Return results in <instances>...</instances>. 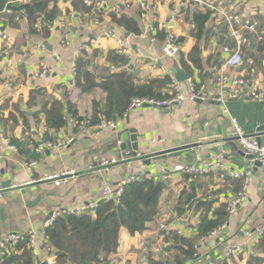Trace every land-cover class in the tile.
Here are the masks:
<instances>
[{"label": "crops", "instance_id": "obj_1", "mask_svg": "<svg viewBox=\"0 0 264 264\" xmlns=\"http://www.w3.org/2000/svg\"><path fill=\"white\" fill-rule=\"evenodd\" d=\"M29 1L19 4L12 1L0 10V31L10 37L7 42L0 41V242L9 234L27 235L31 231L42 238L50 214L100 202L104 181L116 186L145 171L161 182L164 171L169 178L164 183L156 220L148 224L142 233L130 235L123 229L118 252L111 254L106 264H151V261L177 264L178 260L185 261L183 255L169 250L172 243L168 235L180 232L184 237H191L196 232L201 213V210H195L196 203L204 201V197L209 195L217 201L214 208L228 205L241 189L240 180L222 183L213 176L195 177L186 173L185 169L191 165L205 166L213 155L231 151L227 160L230 170L242 172L252 168L247 202L239 207L236 214L230 215L226 228L220 234L222 240L219 237L207 238L199 246L198 257L186 260L185 264H219L226 259L228 245L245 248V252L228 262L246 264L256 254V247L249 244L251 232L264 224V171L236 151L235 147L241 149L231 120L235 119L254 136L264 124V104L252 100H230L225 105L212 100L190 101L186 81L181 83L186 97L182 103L170 108L133 110L124 119L113 121L116 130L78 131L72 126L77 119L68 116L66 127L49 133L52 137L50 141L45 137L48 128L42 112V106L54 100L66 104L67 97L80 107V111L84 108L89 111L92 101H100L104 96L98 90L74 94L79 62L84 63V68L93 66L92 74L98 82L111 74L124 72L128 81L145 83L160 79L158 76L162 67L170 71L173 80L172 70L177 65L196 82L198 89L214 97V84L229 57L224 49L234 46L228 37L229 27L217 25L210 12L194 5L181 9L179 0H146V15L134 0H102L107 3V8L98 13V25L87 29L78 27L77 20H70L59 2L62 12L53 23L57 27L55 32L42 27L38 33L30 28L23 12L17 10L22 2L26 4ZM223 1L243 21L257 23L259 32H264V0H245L243 3L233 0V5L228 3L229 0ZM114 6H119L129 18L137 21L141 35L130 34L127 38V32L112 22L111 8ZM6 7L17 8L13 9L15 14L3 13ZM69 10L83 18L88 14L78 12L75 6L69 7ZM208 13L211 18L205 26L206 32L199 35L195 17ZM174 14L177 19L172 21ZM62 19L67 21L65 28L58 25ZM87 19L94 21L95 18ZM110 30L127 39L135 55L142 57L135 74L129 75L125 69L120 70L122 66L109 60L115 42L103 40L101 48L95 46L96 39ZM243 33L249 38V43L243 48V65L235 70L228 69L227 73L233 77L255 78L264 82V35L260 39L258 34H250L247 30ZM169 35L178 38L179 55L175 59L164 56ZM39 44L45 45V51L37 50ZM195 48L200 49L203 72L188 59ZM54 54L60 55L62 62H55ZM182 55L189 62V67L181 66ZM127 59L129 62L132 60ZM42 64L49 65L51 72L45 78L37 79L34 73ZM112 66L117 69L113 71ZM34 90L41 93L31 101ZM98 116V122L105 119ZM85 120L94 123L91 118ZM128 130L137 132L139 151L136 157L130 156L129 149L119 150L120 137ZM70 138L73 142L69 146L44 148L46 143L63 144ZM5 140L17 146L18 151L11 150ZM179 148L184 151L177 157L158 156L157 159L150 158V165L146 164L150 155ZM30 161H36L37 165L27 170L26 165ZM65 171H73L76 179L60 187L51 181H43L47 176ZM43 245L42 241L38 264H56V259L49 256ZM3 261L0 250V264Z\"/></svg>", "mask_w": 264, "mask_h": 264}, {"label": "trees", "instance_id": "obj_2", "mask_svg": "<svg viewBox=\"0 0 264 264\" xmlns=\"http://www.w3.org/2000/svg\"><path fill=\"white\" fill-rule=\"evenodd\" d=\"M12 1L19 0H0V10ZM60 1L30 0L29 3L20 4L18 9H11L22 11L30 28L35 29V24L39 20L42 23L52 24L59 19L62 12L58 5ZM75 9L78 12L89 11L88 7L80 1L76 2ZM111 17L118 28L125 30L128 34L141 35V28L137 21L129 18L124 11L121 10L118 14L112 13ZM210 18V13L196 15L195 22L199 35L205 34V26ZM108 58L120 66L129 63L126 57H120L114 53ZM188 59L195 68L203 72L199 48H195ZM180 63L183 68L188 66L187 63L189 64L183 55ZM92 69L93 66L84 68V63H78L74 94L78 92L86 94L98 90L104 96L100 98V101L94 99L89 111L85 108L80 111V107L70 97H67L66 104L54 100L49 105H43L42 112L46 117L48 128L45 134L47 141L52 140L49 136L51 131H60L68 125V116L79 121L91 118L94 121L93 125L101 122H98V115L107 121H117L124 119L130 104L135 99L165 101L171 97L167 92L172 83L170 76L163 79H151L145 83H135L127 80L126 73L120 72L111 74L105 77L104 81L98 82L92 74ZM188 75L190 76V73ZM40 93L41 91L34 90L30 100H36V95ZM20 150L24 151L23 148ZM231 181L235 180L228 179L225 183H232ZM239 184L241 187L242 181ZM164 189L165 184L162 181L141 179L128 185L120 200L101 203L95 212H88L82 216L61 215L51 227L44 231L46 240L43 246L49 250V256L56 259V264H106L108 257L118 252L123 229H126L130 235L142 233L147 229L148 224L156 220ZM212 197L208 195L204 197V201L195 204V210H201V213L194 235L184 237L177 232L168 235L169 242L172 243L169 250L183 255L185 259V261L177 259V264H185L186 260H195L198 257L200 244L209 238L213 231L227 224L230 217L228 205L221 204L218 208H214L217 201ZM15 248L17 253L4 258L3 264H33L34 260L27 247V241L19 243ZM255 253L246 264H264V238L256 246ZM151 264L168 263L151 261ZM224 264H231V262H224Z\"/></svg>", "mask_w": 264, "mask_h": 264}, {"label": "built area", "instance_id": "obj_3", "mask_svg": "<svg viewBox=\"0 0 264 264\" xmlns=\"http://www.w3.org/2000/svg\"><path fill=\"white\" fill-rule=\"evenodd\" d=\"M20 0L16 1L15 4H19ZM82 2L84 6L88 7L89 11L86 15V18L80 17L76 12L69 10V7L75 6L76 2ZM146 15V11L148 9L146 5V0H134ZM180 8L185 9L189 5H194L197 8L208 11L212 14L217 25H227L229 27L228 37L234 42L233 47H225L224 51L229 54V57L223 64V67L218 75V78L214 84L216 93L214 97H211L208 92L205 90H200L197 87L196 82L193 79H188V91H189V99L190 101H215L220 104H226L230 100H252L260 104H264V82L251 78H241V77H233L227 73L228 69H237L243 65V48L249 43V38L247 35L243 33L244 30H247L250 34H258L260 39H263L264 32H259V27L257 23L245 20L243 21L235 12H232L229 7H226V3L223 0H179ZM243 3L245 0H240ZM22 2V3H24ZM62 11L66 14L70 20H77L78 27L89 28L93 25H98V20L96 17L99 12L104 11L107 8V3L102 0H61ZM228 3L230 5L235 4L233 0H229ZM125 5V4H124ZM126 6V5H125ZM130 7V6H127ZM68 8V9H66ZM66 9V10H65ZM67 10L69 13H67ZM112 13L118 14L121 12L119 6H114L111 8ZM6 14H15L13 9L6 7L3 11ZM78 15V16H77ZM87 17L95 18L94 21H89ZM177 19V15L174 14L171 17V20L174 21ZM66 22L64 19L60 20L58 25L62 28L66 27ZM242 23V24H241ZM42 27L48 29L49 32H55L56 25L51 23H42L39 20L35 24V30L39 33L42 30ZM9 35L6 32L0 31V41L7 42L9 40ZM103 40H112L115 42V46L112 48V52L114 55L120 57H127L132 60L125 66H122L120 70H124L129 74L133 75L136 71L139 70V67L142 62V57L135 55L134 49L132 45L129 43L127 39H124L117 35L114 31L103 32L99 38L95 41V46L97 48H101ZM37 50L45 51V45L39 44L36 46ZM179 55V45L178 38L175 35H169L168 41L164 47V56L167 59H175ZM53 59L55 62H62V58L58 54L53 55ZM159 60H156V62ZM116 66H112V70H116ZM51 69L49 65L42 64L40 68L34 73V77L37 79L45 78ZM74 74L76 75V69ZM171 73L166 68H161L160 75L158 78L163 79L167 76H170ZM168 94L171 96L170 99L165 101H156L154 99H135L129 106L128 113L136 109H143L146 106L150 108H170L174 104L182 103L186 99L182 90L181 83L172 80L171 85L168 88ZM227 111V110H226ZM126 114V115H127ZM232 124L234 127V134L240 149L246 155H252L254 159L249 160L251 164L258 163L260 169L264 171V144H260L258 138L251 135L247 131H245L240 124L232 119ZM73 128L78 131H85L87 129H101V130H116V123L113 121H107L103 119L100 123L93 125L91 121H74L72 124ZM11 150L18 151L15 146H12L9 140L4 141ZM73 142V139H67L65 143H46L44 148H54V147H66L69 146ZM231 151H223L219 152L211 157L210 162H208L205 166H197L191 165L185 169V172L193 175L198 178L213 176L220 182H226L228 179L232 180H240L242 181L241 190L233 199L232 202L228 204V213L229 215H234L237 213L240 206L246 204L248 199V185L249 179L251 177L252 168L249 167L245 171L237 172L235 170H230L227 166V160ZM37 165L36 161H30L26 165L27 170L35 167ZM104 165H108L107 162ZM108 170V169H107ZM169 175L167 172H162L161 181L166 183L168 181ZM71 179H76V174L73 171H65L59 175L47 176L43 181H51L56 186L60 187L65 185ZM141 179H154L152 174L146 173L145 171H141L139 175L129 177L123 183H120L116 186L110 184L107 181L102 182V193L101 200L104 203H109L112 201L120 200L122 194L125 191V188L133 182H136ZM2 197V190H0V198ZM100 200V201H101ZM99 202L95 201L86 206H80L74 209L59 211L52 214V217L46 222L45 229L51 227L56 219L63 216H82L88 212H95L97 207L99 206ZM164 228V227H163ZM226 228V224L221 226L219 229L213 231L209 237H219L222 240L220 234ZM180 233V232H178ZM264 238V224L259 225L256 229L251 232L249 238V244L251 246L256 247L258 243ZM45 237L41 238L37 232L31 231L27 235L22 234H9L6 238H4L0 242V250L1 257L4 259L9 257L12 253H17L16 246L23 241H27V247L31 252L33 257V264H38L37 258L40 254V244L45 242ZM47 250V249H45ZM49 252V250H47ZM245 252V248L241 245H228L225 251V260L219 264H224V262L230 261L232 258L238 256L239 254ZM51 263V260H49ZM140 264H147L141 262Z\"/></svg>", "mask_w": 264, "mask_h": 264}, {"label": "water", "instance_id": "obj_4", "mask_svg": "<svg viewBox=\"0 0 264 264\" xmlns=\"http://www.w3.org/2000/svg\"><path fill=\"white\" fill-rule=\"evenodd\" d=\"M130 36V34H126V37L128 38ZM172 73L174 75V78L176 81L183 83L188 81L189 77L187 75H185L181 69L175 65ZM149 108V106H146L145 108ZM255 137L258 138V141L260 142V144H262V138L264 137V124L261 125L257 130H256V135H254ZM120 146H119V150L120 151H127L128 149L131 150L130 156H137L138 151H139V141H138V136H137V132L134 130H128L126 133H124L121 137H120ZM236 151L239 152L240 155H242L243 157H246L249 160L254 159V157L252 155H246L242 150H239L238 147H235ZM184 149L183 148H179V149H175V150H170V151H165L162 152L160 154H153L147 157V161L146 164L150 165L151 164V159L150 158H156L158 156H163V158H173V157H177L179 155H181L183 153ZM157 159V158H156ZM256 166L259 167L258 163H255ZM104 203L103 200H101L99 202ZM52 217V214L49 215L47 221Z\"/></svg>", "mask_w": 264, "mask_h": 264}]
</instances>
